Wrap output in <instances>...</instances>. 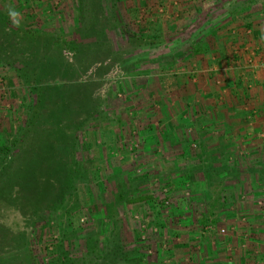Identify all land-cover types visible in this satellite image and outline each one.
<instances>
[{
    "label": "rangeland",
    "instance_id": "obj_1",
    "mask_svg": "<svg viewBox=\"0 0 264 264\" xmlns=\"http://www.w3.org/2000/svg\"><path fill=\"white\" fill-rule=\"evenodd\" d=\"M169 3V0H0V149L40 136L42 131L58 136L53 128L56 121L52 106L40 104L41 99L34 92L37 84L87 85L96 99L93 103L99 104L98 109L89 107L92 115L89 122L81 121L84 116L76 117L81 118L80 128L73 132L75 141L72 138L78 171L68 193L69 186L62 188V183L59 187L48 186L47 197L40 200L35 196L34 201L24 187L25 175L20 174L24 177L19 179L17 172L13 174L12 182L19 181L16 185L21 186L20 197L24 202L18 207L20 213L7 216L11 233L4 235L0 230V257L9 252L16 256L26 244V239H20L22 233L29 236L26 245L32 250L36 264H52L57 256L64 258L66 264H163L170 255L154 247L157 243L165 245L167 238L177 241L184 232L195 234V241H205V233L212 230L219 235L218 241L224 242L223 246L233 247L225 255L212 251L213 257L224 258L229 251V261L235 264L246 256L247 247L264 245V155L254 153L259 158L243 161L250 169L253 165L258 168L254 175L243 172L235 175L228 166L236 145L248 153L256 144L222 142L217 149L221 153L217 165L223 164L220 172L211 170L209 175L214 177L210 183L204 180L208 175L203 173L191 188L176 166L177 173L170 176L148 171L151 163L159 160L154 159L156 153H162L158 147L166 145L155 141V137L162 135L165 139L171 134L168 125L172 119L185 128L181 133L189 136L191 142L193 158L180 163L187 162L186 166L194 171L199 168L198 136L218 129L214 128L213 119L205 118L198 109L195 114L190 113L192 118L188 117L192 123L184 125L180 100L175 98L181 108L176 115L164 107L166 99L173 100L168 96L172 91L170 76L160 73V78L154 79L155 84L150 72L146 74L148 79L138 73L151 69L154 55L165 57L164 60L172 51L181 53L186 36L191 37L190 41L196 36L195 31L185 30L177 9L172 8L177 5ZM10 12L18 14L13 17ZM40 36L43 40H39ZM80 43L82 51L87 52L85 58H77L79 55L73 48ZM100 44L103 47L98 46L99 52L91 58L92 45ZM61 56L68 63L63 69L64 77L58 76ZM32 140V149L38 151L39 144ZM177 150L187 152L188 146ZM149 155L152 157L148 158ZM40 164H43L40 159L30 161L32 168L38 169ZM16 168H11L9 162L0 164V181L7 180L11 175L7 171ZM61 190L67 196L58 199ZM0 197L5 199L2 194ZM5 238L7 241L2 242ZM61 246L68 253L61 251ZM94 246L96 253L91 250ZM16 259L0 264H21Z\"/></svg>",
    "mask_w": 264,
    "mask_h": 264
},
{
    "label": "crops",
    "instance_id": "obj_2",
    "mask_svg": "<svg viewBox=\"0 0 264 264\" xmlns=\"http://www.w3.org/2000/svg\"><path fill=\"white\" fill-rule=\"evenodd\" d=\"M169 2L170 6L177 5L172 8L177 9L176 14L182 18L185 30L190 33L195 31L196 36L192 41L190 36H186L187 40L181 53L178 50L172 51L164 60L165 57L156 58L154 55L151 69L138 70V73L148 79L147 75L150 72V78L155 84L154 79L160 78V73L164 74L162 76H170L172 91L168 96L173 100L166 99L164 107L176 115L181 108L175 98L180 100L185 116L184 125L192 121L190 113L195 114L198 109L205 118L211 117L214 128L218 129L217 132L209 131L211 133L208 135L206 133L198 136L200 150L197 152L199 158L196 164L199 168L196 169L198 174H195L194 169L186 166L187 162L180 163L181 160H190L193 156L191 142L189 136L181 133L185 128H182L181 124L177 126L172 119L168 125L171 134L165 139L161 138L162 135L155 137V141L160 144L166 142V145L162 144L163 148L158 147L162 153H156L154 159L160 160L163 157L165 161L163 159L161 162L159 160L156 163L152 162L151 169L147 170L150 174L169 175L177 173L175 170L178 168V174L183 180L187 177L184 182L190 188L203 173L208 175L207 178L204 176V180L210 183L214 175L210 176L209 173L212 171L218 173L219 167L223 166L222 163L217 165L218 158H221V153L217 150L221 148L220 144L222 146V142H251L256 145L248 153L243 151L244 147L236 145V150L230 155L231 166H228L235 175L241 172L254 175L258 168L253 165L250 169L243 161L252 160L253 157L259 158L254 153L264 155L259 153L264 151V0H179V2L169 0ZM159 55L160 53L157 54ZM189 116L191 121H188ZM259 131L261 133H258ZM184 142L187 143L183 146ZM206 143L210 144L209 147ZM213 143L218 145L211 148ZM187 146L186 152L183 148ZM164 148L167 149L166 152ZM180 148L183 150L182 153L177 150ZM212 228L214 227H208ZM195 238L196 235L192 232L180 233L177 241L167 238L168 242L163 244L164 246L157 243L154 249L170 255L163 264H235L229 261V251L224 258L222 255L213 257L212 251L218 255H225L227 249L233 250V247L223 246L224 242L220 243L219 235L212 233V230L205 233V241L200 239L195 241ZM258 248L254 245L247 247L246 256L241 257L239 264H264V245ZM260 250L263 252L262 255H259ZM197 257L201 259L198 260Z\"/></svg>",
    "mask_w": 264,
    "mask_h": 264
},
{
    "label": "trees",
    "instance_id": "obj_3",
    "mask_svg": "<svg viewBox=\"0 0 264 264\" xmlns=\"http://www.w3.org/2000/svg\"><path fill=\"white\" fill-rule=\"evenodd\" d=\"M103 1V0H101ZM100 10H103V5H100ZM100 37V36H99ZM39 40H43V37L40 36ZM77 43V41H75ZM46 43H49L46 41ZM81 43L79 45H74L73 48L77 52V58H85L87 52H83L81 49ZM80 46V47H79ZM98 46L103 47V44L100 45H92L90 52V57L93 58L99 52ZM95 63V62H94ZM93 64V63H92ZM68 63L65 61L63 56L58 58V66L60 68L58 71V76H63V69L67 68ZM45 86L35 85V91L37 92L40 100V104L52 106V112H54L56 121L53 125L55 134L58 136L52 137L47 135L49 131L41 132L40 136H33L22 139L14 142V146H6L0 149V164L3 162H9L11 168L17 167L16 171H7L8 175L7 180H1L0 185L3 187L0 188V195L5 197V199H1L0 197V230L6 233H11L12 227L11 224L8 226L7 216L13 214L14 212L20 213L21 210L18 207H21V202L23 198L20 197L22 195V189L20 185H16L13 181V174L17 172L18 176L20 174L25 175V181H27L26 186H24L28 190V197L32 194V199H37L35 196H38L40 200L47 197V189L48 186L59 187L60 184H64L68 190L74 185L75 174L78 171L77 168V157L75 152V136L74 131L80 128V120L84 116L82 122H89V119H92V115L90 114V106L91 108L98 109L99 104L93 103L95 102L94 94L90 92V87L87 85L74 84V83H55L53 85H49V83ZM84 87H87V90L84 91ZM80 94L79 97L77 94ZM58 98V100H57ZM50 106L48 108H50ZM45 107V108H46ZM47 108V109H48ZM81 117V118H76ZM67 131H71L68 133ZM34 131L32 130L31 134ZM38 131H35V135ZM51 133V132H50ZM54 133V132H53ZM74 138V141L72 140ZM32 139L36 140V143L39 144L38 151L33 150L31 147ZM53 147L48 151L49 146ZM11 157V159H10ZM33 159H40L43 164H40L36 168L30 167V161ZM19 165V166H17ZM57 168V169H56ZM10 172V173H9ZM27 172V173H25ZM24 177L20 175L19 179ZM17 179V180H19ZM11 180V181H10ZM44 186V188L42 187ZM34 189L31 190V188ZM43 188V191L41 189ZM40 190V191H39ZM25 191V189H24ZM38 192V193H37ZM67 193H64L63 190L58 191V199L61 197H66ZM14 198V199H13ZM21 198V199H20ZM26 202V201H25ZM28 204L30 202L28 201ZM3 206V208H2ZM15 209V210H14ZM12 211V213H10ZM20 215V214H19ZM9 235L8 237H10ZM28 235L22 233L20 239L25 240L26 244L28 242ZM2 242H6L7 238L2 239ZM92 242V241H91ZM24 245L21 250L16 253V256L13 253L9 252L4 253L2 257H0V263L13 262L16 259L21 264H36L33 258L32 250L28 245ZM1 247V246H0ZM61 249L63 251L64 246ZM92 252H97V248L94 246ZM119 250V249H118ZM116 250V251H118ZM141 251V249L139 250ZM64 253H68L64 249ZM8 255V256H7ZM66 255V254H64ZM57 256V255H56ZM72 260V259H71ZM73 261V260H72ZM52 264H66V260L60 258V256L56 257L52 260Z\"/></svg>",
    "mask_w": 264,
    "mask_h": 264
},
{
    "label": "clouds",
    "instance_id": "obj_4",
    "mask_svg": "<svg viewBox=\"0 0 264 264\" xmlns=\"http://www.w3.org/2000/svg\"><path fill=\"white\" fill-rule=\"evenodd\" d=\"M18 13L16 12H10V15H12L13 17H15Z\"/></svg>",
    "mask_w": 264,
    "mask_h": 264
},
{
    "label": "built area",
    "instance_id": "obj_5",
    "mask_svg": "<svg viewBox=\"0 0 264 264\" xmlns=\"http://www.w3.org/2000/svg\"><path fill=\"white\" fill-rule=\"evenodd\" d=\"M143 239H145V237L143 236Z\"/></svg>",
    "mask_w": 264,
    "mask_h": 264
}]
</instances>
